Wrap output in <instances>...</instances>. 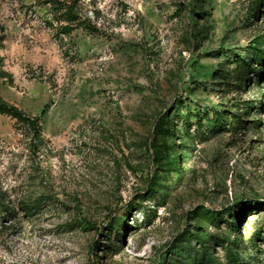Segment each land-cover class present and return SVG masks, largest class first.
<instances>
[{
    "label": "rangeland",
    "instance_id": "obj_1",
    "mask_svg": "<svg viewBox=\"0 0 264 264\" xmlns=\"http://www.w3.org/2000/svg\"><path fill=\"white\" fill-rule=\"evenodd\" d=\"M256 1L80 0L95 28L67 34L42 0H0L2 95L40 118L0 114V264H201L173 254L193 235L264 264V67L237 70Z\"/></svg>",
    "mask_w": 264,
    "mask_h": 264
},
{
    "label": "trees",
    "instance_id": "obj_2",
    "mask_svg": "<svg viewBox=\"0 0 264 264\" xmlns=\"http://www.w3.org/2000/svg\"><path fill=\"white\" fill-rule=\"evenodd\" d=\"M42 4L45 6H49L50 11L52 12L54 16V21L57 22L58 28L62 31V33L70 34L73 29L75 28H84L88 31H91L95 27L92 26L90 20L84 19L81 16L80 13V0H42ZM261 5L264 6V0H259L253 3V5L250 8L251 14L253 16H258L260 12ZM251 59L249 62L243 61L239 62L237 70L242 69V72L240 74V81L243 83L246 82V73L247 72H253L254 66L253 63L255 62L258 64L262 69L264 67V37H260L254 40V44L251 45ZM1 61V58H0ZM227 75V74H226ZM262 74L260 73V79H262ZM0 78L9 79V81L13 82V75L9 72H7L1 62H0ZM0 114L9 115L12 118L16 119L19 124H22L30 129V131L33 132L34 135H37V133L40 130V118L39 116H32L28 115L26 112H24L21 108L18 106L8 102L6 99H4L1 88H0ZM206 117H210V114L207 113ZM237 119L241 121L242 117L237 116ZM222 120V114L221 112L217 111V115L215 117V125H221ZM200 127H205L203 124V120L200 119ZM188 128L191 129L192 125L187 120L186 122ZM177 159L179 157H176L175 160H170L168 162L171 169H176L177 165ZM156 184V183H155ZM147 197L151 195V197H154L158 195L159 191L156 189V187H152L148 189ZM146 199V198H145ZM248 210V206H243L241 209V215L237 212L234 213L233 210H230L231 213L235 216L236 222L232 225L234 230L239 229V222L242 219V213H245ZM258 207L254 209V211H257ZM258 215V214H257ZM220 218V216H217V219ZM262 234H259V237ZM197 239V242L199 244H202V241L198 236H192L191 238H186L185 240H182L181 243L176 244V248L173 251V254H176L178 256H183L184 252L187 251L190 253H195L198 257H200V263L201 264H219L217 262V259L215 258L214 253L211 251V249H214L216 244H220L221 246L225 247L227 250V257L229 258V261H231L232 264H242L241 258L238 256L236 251L233 247L230 246V244L227 246L226 242L222 238H214L215 244L212 246H208V248L203 247L201 250L193 247L192 239ZM264 240V237H263ZM235 247L238 246V241L235 239L234 242H232Z\"/></svg>",
    "mask_w": 264,
    "mask_h": 264
}]
</instances>
